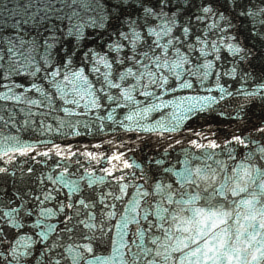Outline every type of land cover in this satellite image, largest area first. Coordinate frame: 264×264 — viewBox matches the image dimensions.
Listing matches in <instances>:
<instances>
[{
    "label": "water",
    "instance_id": "obj_1",
    "mask_svg": "<svg viewBox=\"0 0 264 264\" xmlns=\"http://www.w3.org/2000/svg\"><path fill=\"white\" fill-rule=\"evenodd\" d=\"M0 264H264V0H0Z\"/></svg>",
    "mask_w": 264,
    "mask_h": 264
}]
</instances>
